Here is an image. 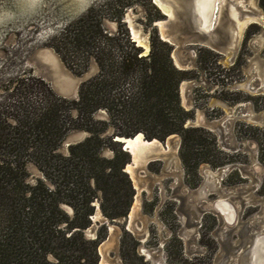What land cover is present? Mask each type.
<instances>
[{
  "label": "rangeland",
  "instance_id": "1",
  "mask_svg": "<svg viewBox=\"0 0 264 264\" xmlns=\"http://www.w3.org/2000/svg\"><path fill=\"white\" fill-rule=\"evenodd\" d=\"M171 1L178 14L169 21L154 0L160 13L148 0H0V105H6L0 107V132L23 135L18 156L8 157L17 158V175L25 188L40 181L58 187V171L45 169L44 160L52 153L57 163L69 156L70 145L91 135L86 120H80L83 128L68 130L53 151L45 148L31 126L18 131L13 127L17 119H26L42 106L40 82L68 101L62 131L78 117L71 100L79 98L82 83L97 74L99 65L91 49L65 54L69 45L60 41L65 28L92 9L87 21L101 23L95 36L104 40L102 35H129L134 40L133 32L139 33L149 45L146 49L136 42L143 55L150 52L152 37L158 34L164 40L167 30L181 40L175 46L168 42L173 46L171 57L176 53L174 65L187 63L182 70L189 77L179 87L181 106L194 113L187 125L213 133L218 151L210 138L204 151L223 164L202 162L195 170L187 169L180 156L181 136L171 134L165 140L156 138L167 141L166 157L150 159L133 174L128 169L133 155L122 144L115 147L105 140L101 158H112L119 147L130 155L124 171L134 192L120 181L121 205L116 210L126 215L110 219L103 213L99 191L90 202L91 225L85 236L105 235L97 249L98 264H254L252 248L264 235V10L259 0H223L217 23L204 35L195 28L185 7L188 2ZM129 2L133 4L122 10L120 5ZM59 44L64 48L60 52ZM118 55L113 50V56ZM127 82L121 86L128 87ZM94 117L107 122L94 126L103 130L101 137L111 136L114 120L108 111L100 109ZM91 185L95 187L94 181ZM219 200L232 209V221L217 207ZM61 206L74 216L71 205ZM78 209L82 212L83 206Z\"/></svg>",
  "mask_w": 264,
  "mask_h": 264
},
{
  "label": "trees",
  "instance_id": "2",
  "mask_svg": "<svg viewBox=\"0 0 264 264\" xmlns=\"http://www.w3.org/2000/svg\"><path fill=\"white\" fill-rule=\"evenodd\" d=\"M148 1L150 8L160 13L152 0ZM259 3L264 10V0ZM132 4L122 3L120 6L123 10ZM90 14L92 9L81 17L79 23L65 28L60 36L61 45H69L65 54L91 49L90 54L99 65L97 74L82 83L79 98L71 100L79 111L76 120L70 119L71 127L62 131L61 121L66 122L62 112L68 101L56 96L40 82L44 97L42 106L33 114H26V119H17L13 127L18 131L31 126L39 133L40 136H36L45 148L53 151L68 130L83 128L80 120H86V130L91 135L70 145L69 156L59 163L53 153L45 156L43 167L58 171V187L40 181L32 188H25L17 175V158L8 157L18 156L20 146L24 144L23 135L0 132V264H98L97 249L105 235L99 234L96 239L85 236V229L91 225L90 202L101 191L103 213L114 219L126 215V211L116 210L121 205L120 181L126 182V190L134 192L124 171L125 165L131 161L130 155L119 147L114 148L112 158H101L99 155L105 140L116 147L121 144L114 140L116 136L131 137L143 132L147 139L165 140L171 134H179L182 140L180 156L187 169L195 170L202 162L213 166L223 164L219 159L212 160L204 151L209 138L217 150L213 133L204 127L187 125L194 113L181 106L179 87L189 76L187 71L174 65L173 46L155 34L150 52L143 55L142 48L129 35L127 38L102 35L105 39L101 40L93 34L101 32V23L95 25L87 21ZM61 45L57 47L59 52L64 50ZM113 50L119 51L117 58L113 56ZM126 81L129 86L125 88L121 85ZM5 106L4 103L0 105L2 109ZM100 109H106L114 120L113 134L107 138L101 137L103 130L94 127L107 123L95 119ZM82 186L86 191L81 190ZM65 191V196H61ZM62 203L75 209L73 217L64 211ZM78 205L83 206L82 212Z\"/></svg>",
  "mask_w": 264,
  "mask_h": 264
},
{
  "label": "bare ground",
  "instance_id": "3",
  "mask_svg": "<svg viewBox=\"0 0 264 264\" xmlns=\"http://www.w3.org/2000/svg\"><path fill=\"white\" fill-rule=\"evenodd\" d=\"M219 1L222 2L223 0H196L198 15L200 19H202L201 20L202 28H204L207 31L213 28L215 25L214 17L217 18L216 11L217 13L220 11L219 5H218ZM159 4L163 8V10H165V12H168L169 16H173L174 8L172 7V4H170L169 1L159 0ZM133 34H134L133 38L135 42H137L141 46H145L144 48L148 49L149 45H147L146 40L142 39L139 33L133 32ZM163 35L165 34L163 33ZM125 147L133 155V162L132 164L128 166L129 171L133 174L137 166L142 165V164L145 165V163L148 162L152 158H156L160 156L164 157L169 150V145H168V148H164L162 143L159 140L154 139L152 141H148L145 138H143V135L141 132L138 133L135 137L127 140V145ZM126 170H127V166H126ZM217 207L220 209L221 212L224 213L227 220L232 221V219L234 218V213L226 202H222L221 200H219L217 202ZM137 208H138V203L135 205L134 209L137 210ZM254 250H255V255H254ZM253 255H254V258H253L254 264H264V237L263 236L259 238L258 240L256 238L254 246L252 248V257Z\"/></svg>",
  "mask_w": 264,
  "mask_h": 264
},
{
  "label": "water",
  "instance_id": "4",
  "mask_svg": "<svg viewBox=\"0 0 264 264\" xmlns=\"http://www.w3.org/2000/svg\"><path fill=\"white\" fill-rule=\"evenodd\" d=\"M167 1H169L170 4H172V7L174 8V14H173V16H169L165 11H163L161 5L159 4V0H154V3L164 12L165 16L169 19V21H171L173 18H175L177 16L178 13H177L176 8H175V1H171V0H167ZM186 1L188 2V5L185 6V7H188V9L191 11V14L193 15V17L195 19V28L199 29L200 31H202L204 33V35H206V33H208L211 29L207 31L204 28H202V21H201L202 19H200L199 15H198L197 6H196V0H186ZM218 5H219V9H220V7H221V1L218 2ZM218 13L216 11L217 18L214 17V24L217 23ZM160 24H161V26H164V22H161ZM163 39L165 41L171 43L174 46L177 45V44H180V41H181L179 37L173 36V35H171V33L167 32V31H165V35H163ZM133 41H135V40H133ZM175 56H176V53H173L172 57H175ZM175 63H176V66L178 68H180V69H185V67L187 66V63H185V61H175ZM138 133H140V132H138ZM138 133H136L135 135H133L131 137L116 136V141L120 142L122 144V146L124 147V149L127 150L126 147H125L127 145V140L135 137ZM141 133L143 135V138H145L148 141H152L153 139L158 140L156 138L147 139L145 137L144 133L143 132H141ZM161 143H162V145H163L164 148H168L167 141H163ZM127 151L129 153H131L129 150H127ZM126 218L129 219L130 216L128 215ZM113 221H115V220H113ZM88 236L89 237H92L93 234L92 235L88 234ZM263 237H264V235H263Z\"/></svg>",
  "mask_w": 264,
  "mask_h": 264
},
{
  "label": "flooded vegetation",
  "instance_id": "5",
  "mask_svg": "<svg viewBox=\"0 0 264 264\" xmlns=\"http://www.w3.org/2000/svg\"><path fill=\"white\" fill-rule=\"evenodd\" d=\"M254 255H255V250H254ZM254 255H253V258H254Z\"/></svg>",
  "mask_w": 264,
  "mask_h": 264
},
{
  "label": "crops",
  "instance_id": "6",
  "mask_svg": "<svg viewBox=\"0 0 264 264\" xmlns=\"http://www.w3.org/2000/svg\"><path fill=\"white\" fill-rule=\"evenodd\" d=\"M132 164V163H131ZM130 165V164H129ZM130 172V171H129Z\"/></svg>",
  "mask_w": 264,
  "mask_h": 264
}]
</instances>
